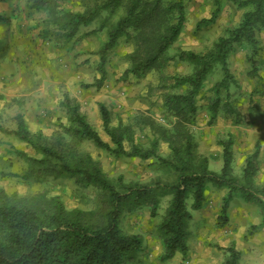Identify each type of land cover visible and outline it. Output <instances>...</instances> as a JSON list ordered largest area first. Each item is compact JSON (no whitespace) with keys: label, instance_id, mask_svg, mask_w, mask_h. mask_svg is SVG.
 <instances>
[{"label":"rangeland","instance_id":"rangeland-1","mask_svg":"<svg viewBox=\"0 0 264 264\" xmlns=\"http://www.w3.org/2000/svg\"><path fill=\"white\" fill-rule=\"evenodd\" d=\"M127 1L111 12L103 11L89 25L80 27L70 41L58 36L55 19L46 11L32 9L29 0H0V123L15 130L24 122L31 134L41 141L64 149L73 164L85 158L96 164L120 191L133 184H171L177 171L155 158L115 155L92 141L66 131L71 122L63 101L69 97L77 103L88 121L103 139L110 137L103 129L100 105L111 113L114 127L130 129L125 148L132 145L149 148L158 143L159 154L171 157V137L178 125L193 140L199 161L207 158L211 170L223 167L220 141L232 137V175L240 184L264 200V26L256 29L260 52L257 57L259 77L250 75L251 49L247 43L237 45L228 62L233 78L228 90L220 94L221 102L214 113L217 99L215 84L223 78L216 65L204 80L195 100V111L181 102H170L171 95L185 94L187 84L177 78L191 75L196 64L180 57L183 50L206 53L226 29L239 25L251 6L241 7L236 0H221L217 21L199 28L201 19L210 17L214 0H183L185 23L177 41L165 54V61L149 69L142 77L132 73L130 55L138 49L136 30L132 27L121 37L104 62L100 51L119 20L125 15ZM174 0H163L164 3ZM94 0H60L66 10L83 11ZM258 150L256 170L250 181L244 178L246 159ZM17 151L41 158L43 154L31 143L0 130V194L25 201L38 208L59 199L68 211H82L95 219L104 213L105 195L94 185L62 173L37 178L25 177L30 164ZM228 188L209 183L201 209L192 210L188 222L187 253H177L163 260L164 245L161 224L170 207L172 194L159 193L157 214L143 204L128 202L123 206L121 228L139 234L141 247L125 264H225L227 249L234 246L238 264H264V208L259 199L246 201L235 192L228 210V220L219 218ZM189 204L191 200L188 201Z\"/></svg>","mask_w":264,"mask_h":264},{"label":"trees","instance_id":"trees-1","mask_svg":"<svg viewBox=\"0 0 264 264\" xmlns=\"http://www.w3.org/2000/svg\"><path fill=\"white\" fill-rule=\"evenodd\" d=\"M124 0H94L83 11L63 9L60 0H29L32 9L46 11L53 19L58 36L66 41L72 40L83 25L92 22L103 11L114 12ZM216 9L207 18L199 21L198 27L204 28L217 21L221 0H214ZM241 7L251 6L238 26L226 29L213 48L206 53L183 50L181 58L196 64L191 75L177 78V83L190 86L185 94L171 95L170 102H181L195 111V100L204 80L218 64L223 71V78L215 84L217 99L214 102V113L219 108L223 89L228 90L233 74L229 67V56L237 45L247 43L251 49L249 61L252 65L250 75L259 77L258 55L260 52L256 29L264 26V0H236ZM4 17L0 14V21ZM185 23V3L174 0L164 3L163 0H128L125 15L109 33L100 54L104 62L106 55L116 47L119 39L128 34L130 28L136 30L138 49L130 55L132 67L125 76L132 73L142 77L149 69L156 68L165 61L168 49L177 41ZM261 78V77H259ZM71 125L66 129L82 139H87L115 155L139 157L144 160L155 158L162 165H169L177 171L176 180L171 184L141 185L133 184L122 192L109 180L102 169L89 165L85 158L81 163L69 161L64 149L49 145L30 133L21 122L17 129L8 130L0 123L2 132L14 134L20 140L31 143L43 156L36 158L24 151H17L30 164L25 177L37 178L66 173L80 178L87 185L96 186L105 195L104 213L95 219L87 218L82 211H68L64 204L54 198L50 205L38 208L25 201L11 199L0 194V264H125L132 258L142 244L139 234L124 232L120 220L123 206L128 202L143 204L151 208L152 215L157 214L159 193L170 192L172 199L167 215L161 224L164 245L163 260L173 259L177 253H187L188 222L192 210L202 208L205 191L209 183L228 188L223 198L220 219L228 220V210L235 192H240L246 201L259 199L264 208V200L240 184V179L232 175L233 146L232 137L220 141L223 147V167L220 173L210 169L208 159L199 161L194 152L192 137L175 126L171 137V157L159 154L158 143L144 148L132 145L125 148L130 138V129L111 123V113L100 105L103 129L110 141L103 139L100 132L88 121L77 103L69 97L63 101ZM258 150L246 159L244 178L250 181L256 170ZM189 200L191 203L189 204ZM264 223V217H263ZM229 257L225 264H238L239 253L232 246L227 249Z\"/></svg>","mask_w":264,"mask_h":264}]
</instances>
